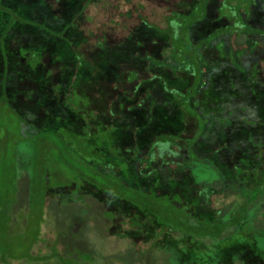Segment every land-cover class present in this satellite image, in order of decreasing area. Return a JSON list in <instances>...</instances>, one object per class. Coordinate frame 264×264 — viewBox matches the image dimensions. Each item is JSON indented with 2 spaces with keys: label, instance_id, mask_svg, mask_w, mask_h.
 <instances>
[{
  "label": "trees",
  "instance_id": "16d2710c",
  "mask_svg": "<svg viewBox=\"0 0 264 264\" xmlns=\"http://www.w3.org/2000/svg\"><path fill=\"white\" fill-rule=\"evenodd\" d=\"M208 1L198 0V16L172 12L167 18L168 29L164 32L154 24H143L147 29L145 34L155 38L152 42L133 35L128 37L133 48L125 45L113 49L107 46L106 40H101L98 46L102 52L93 51V63H87L88 56L82 66L77 62L80 57L69 54L66 56L68 63L59 74L61 85L55 86L51 94H44L52 100L39 104L27 100L22 105L30 115L39 119L36 126L40 121L58 118L60 125L67 126L66 130L77 139L80 136L78 132L82 133L85 143L93 145V151H100L102 161L108 162L105 157H115L125 162L127 173L125 167L108 169L109 173L111 170L122 178L116 185L99 188L92 178L91 182H83L77 193L80 197L92 195L100 199L102 206L106 207V214L115 213L111 219L106 216L107 219L112 227L118 220L119 224L126 226L119 234L131 238L133 247L141 249L138 256L141 264H264V227L252 226L249 213V207L262 200L260 211L263 212L259 217L264 220V200L257 194L248 198L244 192L259 185L251 182L259 171L264 170V130L262 134L253 136L254 142L261 140V155L250 141L244 142L243 146L241 137L233 140L229 136L230 131L242 133L243 128H250L253 122L249 126L243 125L245 115L249 114L259 118L261 128H264V111L248 108L244 112L240 101L243 94L247 93L252 98L259 91L264 93L263 79L255 65L252 68L253 65L242 60L246 48L234 50L228 40L230 35L237 33L244 36L243 44L254 42L248 35L255 30L245 23L253 12L250 13L248 4L241 6L240 0H225V17L235 23L216 24L202 35L197 33L194 39L192 27L198 19L204 18ZM259 3V9L264 12V0H259ZM257 32L262 34L261 29ZM210 37L225 47L233 48L234 53L239 52L234 54L232 62L218 59L212 49L213 56L208 55L210 51L205 49V43ZM156 39L160 40L157 50L162 53L159 60L142 50L144 43L154 47ZM254 47L251 53L247 52L249 55ZM124 65L130 67L123 73ZM144 66L151 71L149 78L138 83L135 81H138L137 70L143 71ZM155 68L163 72H153ZM156 73H161L163 78ZM123 76L127 83H132V87L124 92L116 91L113 84L117 86L118 78ZM27 78L30 84L25 94L32 98L40 85H34L38 79L31 72ZM212 91H219L223 97L213 93V103L211 98L206 99L207 93L210 97L209 92ZM218 106H221L219 110ZM199 124L207 127L201 128ZM97 127L106 131L101 138L107 140H102L101 146L96 147ZM209 129L213 135L211 146L202 140ZM84 130L86 135L82 132ZM162 137L176 140L165 144ZM244 155L250 165L261 158L262 167L254 174L253 171L251 174L247 172L249 176L243 174L246 172L243 169L246 164ZM133 159L143 162L136 164ZM195 159L201 162L210 160L212 168L224 174L219 173V178L225 187L222 186L221 190L216 188L212 195L237 187L239 203L236 200L234 208L227 211L228 219H225L224 211L212 207L211 195L201 194L199 189L202 187L195 182L188 164H182L183 167L178 169L179 161L185 163ZM213 169L211 171L214 172ZM131 174L133 188L150 191L153 197L156 195L169 200V207L164 206L163 209L167 214L164 221L155 217L151 206L140 204L139 199H127L117 191L118 186L125 190L127 185L124 183ZM246 176L251 178L243 180ZM147 177L150 180L147 181ZM152 199L155 201V197ZM182 206L186 207L181 209ZM174 211L181 214L170 217ZM57 257L61 258L59 254ZM44 259L39 257L38 262L43 264Z\"/></svg>",
  "mask_w": 264,
  "mask_h": 264
},
{
  "label": "rangeland",
  "instance_id": "374dc122",
  "mask_svg": "<svg viewBox=\"0 0 264 264\" xmlns=\"http://www.w3.org/2000/svg\"><path fill=\"white\" fill-rule=\"evenodd\" d=\"M139 1H141L140 5L141 3H146V5L143 4L141 5L142 7H138L137 3ZM214 1L209 10L210 14L208 17H211L208 19L209 22L207 23L206 21L195 25L191 31L192 38L195 39L199 32L202 35L203 32L215 26L216 22L218 23L217 20L212 23V20H214V17L216 18L217 3L221 0ZM192 2L193 0H135L131 9H127L128 5L125 3L121 6L119 4L117 11L113 10L111 12L113 13V20L117 21L116 25L109 23L111 16L109 11L111 8L106 11L108 6H111V0H96V4L90 6L86 13L88 16L93 17V20H100V31H105L107 34L106 43L108 47L114 49L118 46L128 45L127 48H133V44H130L131 42L128 43V37L130 36H139L149 40V42L155 39L149 36L148 33L145 34L144 25L139 24L141 16L142 18L145 17L148 22L155 23L160 29L166 30L168 29L167 18L169 15L176 11L186 14L190 11ZM249 3L254 6L256 1L247 0L246 2L240 0L239 2L241 6L249 5ZM233 7L235 6L233 5ZM127 12L132 14L128 19L124 17ZM195 14L197 15L198 13L195 11ZM223 14L225 15V10H223ZM254 18V27L262 31L260 37H251V39L256 40L260 44L256 47L255 52L249 55L256 42L248 41L243 44L244 36H238L237 33H234L228 37V40L233 45L234 50L240 51L246 48L249 53H243L241 58L247 64L253 65L252 68L254 65L257 67L264 86V12L257 9ZM226 24L230 23L225 19ZM91 27L92 25L90 24H84L86 33ZM159 43L160 40L158 39H156L154 47H148L144 43L142 50L157 56L160 53L158 51L159 48H157ZM205 46V49L210 51L208 53L209 56H213V50L218 59L227 60L228 63L232 62L234 56L239 53H234L233 48L225 47L220 42H215V39L211 37L206 41ZM88 47L92 48L93 46L87 45ZM202 51L206 55V51ZM61 54L68 56L64 52H61ZM30 59L26 60L25 63L33 64ZM5 65L2 78L5 81V86L10 89L7 88L5 90V86L0 82V264H36L39 263V257L45 258L43 264H125V261L127 262L126 264H139V262L141 264V261L138 260L141 249L131 246V238L128 239V236L119 234L122 229H126V226L123 227V224H119V220L117 224L113 225L114 227L111 226V221L106 219L105 216L111 219L110 217H113V214L115 216V213L109 212V214H106L100 199H96L97 203L88 196L83 201L71 199V195H76L77 188L79 189L80 185L85 181L91 182L92 178L99 188L111 187L112 184L116 185V182L122 178L115 175L116 173L111 170L109 173L108 169L111 168L113 170L115 168L113 166H120V169L125 167V173H127L125 162L119 161L118 158L116 160L115 157L111 159L105 157L108 162L102 161L100 151H93V145H87L85 142L82 144L78 143L76 146V143L69 141V138L67 139L69 136L68 132H66L67 126L64 125L62 127L58 118L40 121L36 126L35 122L39 121V119L30 115L17 102L15 94L22 96L21 102L28 100L36 104L43 102L47 97L39 94L36 95L37 97L30 98L28 94L26 95L25 93L28 91L30 84L26 75L29 72L24 76L22 73L18 74L17 70H14V72L10 71L9 66L12 67V63L7 61ZM127 67L129 68L130 66L127 65ZM127 67L126 65L122 66L121 72L124 73ZM36 74L37 72H35ZM178 75L182 74L179 73ZM123 78L124 76L119 77L117 86H113L116 91L124 92L132 87V83H127ZM16 82H19L20 85H17ZM213 93L223 97L219 91L209 92L210 97H208L207 93L206 99L211 98L213 103L215 100ZM240 101L243 109L245 108L244 112L248 108L249 110L255 109L256 112L258 110L264 111L263 91L261 93L259 91V94L257 92L252 98L247 93L243 94ZM220 107L218 106L217 109L219 110ZM207 114L210 115V112H207ZM244 118L246 121H243V125L248 124L249 126V123L253 122L249 126L250 128H243L242 133L241 131H230L229 136L233 140L235 137H241L243 146L244 142L250 141L252 145H256V150L261 155V140L254 142L253 136L262 134V130H264V128H261L262 122L258 120V117V119H255L250 114L245 115ZM204 119L205 121L208 120L207 117ZM199 125L201 128L207 127L206 124ZM96 131L95 133L99 137L94 138L96 140L94 145L97 147L101 146L102 140L105 141L107 139L101 138L105 136L106 131H102L99 128ZM211 131L212 129H209L207 131L208 135L203 136L202 139L206 145L210 146L213 141V135H210ZM82 132L86 135L85 130ZM161 140L165 144H171V141L176 139L162 137ZM242 157L244 162L248 161L246 155ZM263 161L259 158L256 164L244 163L243 169L246 172L243 174L249 176L247 172L251 174V171L254 174L258 168L262 167ZM133 162L141 164L143 161L138 160L135 162L133 159ZM177 164H181L178 169L183 167L182 164H188L187 166L192 171L195 182L202 187L199 189L201 194L203 196H212L213 208H220L226 215L230 208H234L236 200L239 203L238 197H236L237 187H230L225 191L223 189L220 194L212 195V191H215L216 188L222 189L223 183L219 176L224 174L221 171L214 170L210 160L201 162L195 159L185 163L179 161ZM212 169L214 172L211 171ZM223 170H225V167H223ZM247 176L243 180L251 178ZM133 179L132 174L128 176L124 183L127 185L125 190H121L118 186L117 191H120L122 196L127 199H139L141 201L140 204L151 206L155 212V217L164 221L167 214L164 213L163 209L164 206L169 207V200L155 195V201H153L152 198L154 197L150 191L137 190L132 187ZM148 180H150L149 177H147ZM251 184L259 185L247 191L246 189L244 190L248 198L257 194L259 198L264 200V170L259 171V174L252 180ZM63 191H69L65 197L67 196L68 199H71L70 201L65 202V199L63 202H59V200H63ZM102 196L107 199L106 195L102 194ZM160 205L162 206L161 209ZM183 207L185 208L186 206H182L181 209ZM260 209H262V200H258V202L249 207L252 226L264 227V220L261 221L259 217L263 212ZM172 213L173 216L170 215V217L181 214V212L179 214L177 211ZM228 218L226 215L225 219ZM74 225H77V227ZM68 227H75L76 229L72 232ZM63 230H67L65 234L68 239H63L65 243L58 237V234H61L60 231ZM137 245L142 244L137 243ZM67 247H69L70 251H66ZM51 253H53V257L47 258ZM55 253H58L61 258L57 257ZM119 259L125 261L119 262Z\"/></svg>",
  "mask_w": 264,
  "mask_h": 264
},
{
  "label": "flooded vegetation",
  "instance_id": "af4514ba",
  "mask_svg": "<svg viewBox=\"0 0 264 264\" xmlns=\"http://www.w3.org/2000/svg\"><path fill=\"white\" fill-rule=\"evenodd\" d=\"M255 1L256 3L254 6H252V3H249L248 9L250 13H253H251V16L245 22L247 25H250L253 30H255L253 33L248 35L250 40L256 42L253 52H255L256 47L260 44L256 40L251 39V37L261 36V34L257 32V29L259 28L254 27V15H256V10L260 8L259 6L261 3H259V0ZM133 2H135V0H111V6H108L106 9V11H109L111 8L109 11L111 14L109 23L114 25L117 24V21L113 20V13L111 12H113V10L117 11L119 4V6H121L125 3L128 5L127 9H131L133 7ZM140 2L141 1L137 3L138 7L144 4L141 3L140 5ZM214 2V0L208 1L205 7L206 13L204 18L198 19L195 22V25L206 21L207 23L209 22L208 19L211 18L208 17L210 14L209 10ZM94 4H96V0H0V82L5 86L2 74L4 73L6 67L5 64L8 61L12 63V67L9 66V69L12 72L17 70L18 74L22 73L24 76L27 72H31L33 76L38 79L34 82V85H40L38 87L40 88L39 91H35L33 93L35 94L34 97H37L36 95L39 94L43 96L44 94H51L55 86L58 87L61 85L59 74L68 63V58L63 56L61 52H64V54H67L68 56L70 54V56L73 57H80V60L77 61L79 66L86 63L88 56L87 63H93L94 59L91 55L92 52H102L98 43L101 40L108 39L105 31H100V20L97 19V21H95L93 20V17L88 16L86 13L89 7ZM144 5H146V3ZM198 8V0H193L190 11L187 13L194 14ZM216 10V18H213L214 20H212V23L217 20L218 23L216 22V24L225 25V19L230 24L235 23L223 14V10H225V0H221L217 3ZM221 10L222 12H220ZM85 14L87 15L86 17ZM131 15L132 14L130 12H127L124 17L128 19ZM139 19V24H152L148 22L145 17L142 18L141 16ZM85 23L92 25L91 29L88 30L87 33L84 30ZM153 24L157 26L155 23ZM157 28L159 27L157 26ZM159 31L164 32L165 29L159 28ZM87 45L93 47L87 48ZM150 55L153 59L157 57V60H159L162 53H158L157 56L153 54ZM29 59L33 64L25 63V61ZM146 62H149L148 59H146ZM137 71H139L137 74L138 81H135L138 83L145 82L149 78L148 73L151 72L146 66H144L143 71ZM155 71H158L157 68H155V70L153 69V72ZM35 72H37L36 75ZM158 72L162 73L163 70ZM161 73L156 74L157 76L163 78ZM26 76H29V73ZM38 76L41 79H39ZM19 82H16L17 85H20ZM114 85L115 84H113V86ZM7 88L10 89L8 86H5V90ZM21 98L22 96L20 94H15L17 102H19L20 105H23L25 102H21ZM51 100L52 99H48L47 97L45 101L48 102ZM38 109L42 111L41 108ZM66 132H68L69 135L67 139L69 138V141L76 143V146L78 143L82 144L85 142V140H83L82 133L78 132L80 136L79 139H77L74 134H70L69 131ZM68 193L69 191H63V200H59V202H63L65 199V202L70 201L71 199L75 201H83L84 198L87 197L86 195L80 197V194L76 191V195H71V199H68L67 196L65 197ZM88 197L97 203L94 196L90 195ZM102 208L106 211L105 206H102ZM74 226L77 227V225ZM75 227H68V229L73 232L76 229ZM66 231H60L61 234H58V237L62 239L63 243H65L64 240L68 239L65 234ZM131 246H133V244ZM68 249L69 247L66 248V251ZM49 257H53V253H51L47 258Z\"/></svg>",
  "mask_w": 264,
  "mask_h": 264
}]
</instances>
